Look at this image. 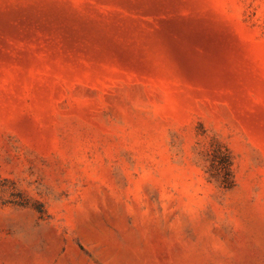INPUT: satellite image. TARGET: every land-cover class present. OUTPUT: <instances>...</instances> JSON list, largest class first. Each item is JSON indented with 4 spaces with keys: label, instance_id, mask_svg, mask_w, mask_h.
Returning <instances> with one entry per match:
<instances>
[{
    "label": "rangeland",
    "instance_id": "374dc122",
    "mask_svg": "<svg viewBox=\"0 0 264 264\" xmlns=\"http://www.w3.org/2000/svg\"><path fill=\"white\" fill-rule=\"evenodd\" d=\"M0 264H264V0H0Z\"/></svg>",
    "mask_w": 264,
    "mask_h": 264
}]
</instances>
